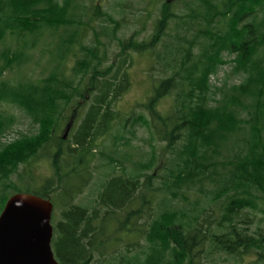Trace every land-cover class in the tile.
<instances>
[{
    "label": "trees",
    "instance_id": "trees-1",
    "mask_svg": "<svg viewBox=\"0 0 264 264\" xmlns=\"http://www.w3.org/2000/svg\"><path fill=\"white\" fill-rule=\"evenodd\" d=\"M91 2L0 0V106L35 126L0 147V214L18 192L50 199L60 264H264V0H150L143 37L147 19L124 36ZM134 54L160 78L148 115L124 118ZM226 64L239 82L213 81ZM16 122L0 109V137ZM138 127L151 150L133 161L122 148ZM42 156L53 174L37 184ZM98 169L95 196L76 202Z\"/></svg>",
    "mask_w": 264,
    "mask_h": 264
},
{
    "label": "rangeland",
    "instance_id": "rangeland-1",
    "mask_svg": "<svg viewBox=\"0 0 264 264\" xmlns=\"http://www.w3.org/2000/svg\"><path fill=\"white\" fill-rule=\"evenodd\" d=\"M91 1L92 0H86V3L91 4ZM93 1L96 2V0ZM98 1L104 5V9L110 12L114 18H116L118 21L122 20L126 22V27L121 32V34L124 36H129L134 30L141 29L143 26L142 22L145 19H147V30L144 31L141 37L150 35V32L153 29V21L157 17L158 9L161 5L160 3L150 2V0ZM147 12L151 14V17L147 18L149 15ZM116 52H118V47H116L114 44L110 52L111 56L116 57ZM133 56H135L134 62L129 67L132 84L116 103V109L122 112L124 118L129 117L132 114H134V116L138 114H145L146 116L148 115L147 112L139 106V104L146 99V96L153 88V83L155 82V84H157V80L160 78V73L158 70L153 71L152 74L148 71L152 63L150 57L137 56V54H134ZM110 62L111 60L108 63ZM230 69V64L224 65L219 72L218 78H214L213 81L217 84H222L224 82H239V77L232 74ZM41 71L42 69L37 66L32 71H30V74L35 75L36 77L37 75H42ZM0 109L13 112L17 116L16 124H14L9 131L1 135L0 147L2 146L3 148L6 145L5 143H9L11 140L23 137L24 134L31 135L32 133H35V126L32 124L31 119L20 109L5 103L0 106ZM78 117L79 115L72 118L69 133L72 132L74 127L77 126V123H80ZM137 135L138 137L133 139L132 145L130 147L122 148L123 151H128L133 155V161L141 160L143 157L147 158L149 151L151 150V146L146 140L149 137L148 130L145 127H138ZM108 142L109 144L111 143V136L108 137ZM163 145L164 144L160 142L156 143L159 151H161ZM126 165L131 167L132 162H126ZM23 167H21L20 171L24 170ZM30 168L34 171V181L37 184H41L47 177H50L53 174L49 157L47 158L42 156L39 161H33L29 166V169ZM103 170L104 169H98L96 171L93 181L85 189L84 193L77 197L76 202L88 203L90 200H92V198L95 196L94 193L97 192L101 182L103 181ZM13 178L16 180L17 175H15ZM260 218H263V216L259 213L257 215V219ZM257 226L259 225H254L252 230L256 229ZM260 226L264 228V221L260 223ZM221 264L225 263L221 262ZM228 264H232V261H229Z\"/></svg>",
    "mask_w": 264,
    "mask_h": 264
},
{
    "label": "water",
    "instance_id": "water-1",
    "mask_svg": "<svg viewBox=\"0 0 264 264\" xmlns=\"http://www.w3.org/2000/svg\"><path fill=\"white\" fill-rule=\"evenodd\" d=\"M53 210L50 199L33 193L7 200L0 214V264H60L52 248Z\"/></svg>",
    "mask_w": 264,
    "mask_h": 264
}]
</instances>
